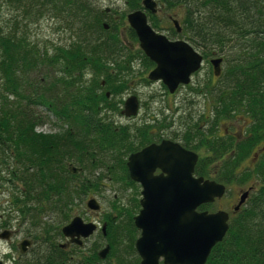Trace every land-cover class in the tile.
Returning a JSON list of instances; mask_svg holds the SVG:
<instances>
[{
  "label": "trees",
  "instance_id": "16d2710c",
  "mask_svg": "<svg viewBox=\"0 0 264 264\" xmlns=\"http://www.w3.org/2000/svg\"><path fill=\"white\" fill-rule=\"evenodd\" d=\"M160 1L167 14L180 12L174 16L180 23V34L195 49L206 57L216 54L229 59L225 86L216 95L220 108L248 107L250 114L263 113L264 0ZM4 6L22 8L24 14L14 16V22L7 21V25L0 21V142H7L0 150L8 147L17 156L21 153L19 140L24 136L28 142L31 131L34 138L28 144L34 147L33 129L44 122L36 107L38 103L49 105L44 91L49 92L53 84L49 72L41 74L46 80L36 79L38 66L57 71V105L52 110L58 123L65 126L52 135L40 134V173L26 167L25 192L15 196L33 227L40 223L41 248L23 264H141L136 250L140 231L134 221L141 210L140 193L127 166L130 128L117 124L114 118L124 105L119 97L130 89L132 61L142 57L146 68L153 66L140 48L134 51L131 47L139 40L127 22L128 13L143 9V0H126L128 12L123 15L113 13L114 9L109 13L93 0H0V20ZM30 9L43 16L45 11L61 16L72 33L70 42L54 45L52 51L42 50L26 30L18 33L21 17L29 16ZM164 21L170 22L171 35L179 34L169 16L160 20L149 14L151 26L159 32ZM201 92L207 97L213 94L209 86ZM70 164L79 169L77 173ZM1 169L0 181L6 182ZM106 180L118 184L123 194H132L127 203L120 196L110 200L111 210L103 216L105 231L98 235L97 245L105 241L111 252L101 260L95 248L64 247L63 228L79 216L75 215L76 206L85 197L103 192ZM207 264H264V190L233 219Z\"/></svg>",
  "mask_w": 264,
  "mask_h": 264
},
{
  "label": "flooded vegetation",
  "instance_id": "af4514ba",
  "mask_svg": "<svg viewBox=\"0 0 264 264\" xmlns=\"http://www.w3.org/2000/svg\"><path fill=\"white\" fill-rule=\"evenodd\" d=\"M160 9L159 7L157 14ZM147 13L149 17L151 13ZM168 16L172 23L176 20L174 15ZM166 36L170 41L174 42L187 41L180 33ZM131 47L134 51L140 48L139 44L137 46L131 45ZM198 52L203 57V66L205 63L209 65L212 81L206 83L199 79L192 86L191 80L189 85H180L174 93L163 82H154L149 79V74L156 68V64L153 61L150 60L153 66L147 67V70L145 59L142 57L135 58L132 61L134 70L132 78L134 77V79L129 83L132 93L128 98L131 96L137 97L139 110L136 115L125 117L122 112L124 111L127 98L123 109H121L120 116L122 115L130 122L128 124H119L130 128L131 152L129 157L143 152L150 146H161L163 144L173 146L176 149L183 148L196 154L197 163L194 177L197 179L203 177L205 180L216 182L225 187V194L221 198H216L212 203L201 205L197 211L210 214L226 212L229 216L230 228L233 219L247 208L256 194H260L264 190V112L250 114L247 112L248 107L223 106L220 108L217 104L219 99L216 95H218L219 88L225 86L224 81L228 77V72L223 71V65L227 61L224 57L216 54L209 58L202 52ZM219 58L223 61L221 73L216 76L212 61ZM137 66H140L141 73L144 74L140 79L141 83L136 81L138 80L136 74ZM114 67L116 66L114 65ZM202 68L192 76V79L194 76L198 77L200 75ZM35 72L36 79L46 80V76L43 77L41 74H46L47 72H49V77L53 79L50 91L48 92L47 89L44 91L45 99L50 100L49 105L46 104L47 106H45L38 103L36 110L39 107L38 109H42L44 115L56 117L52 106L57 105V71L54 68L38 66L35 68ZM114 73H116V70ZM155 83L159 84L164 92H157L156 94L152 91L144 92L141 89L143 85L147 86ZM207 86L212 89L213 94L209 97L206 96L205 112L201 114L200 110L197 109L198 99L195 100V98H198V95H203L201 89ZM197 87H201V89L194 90ZM144 88L146 89L147 87ZM184 88L188 89L186 96L190 95V98L189 96H182ZM41 89L38 85L37 94L39 96H41ZM147 101L152 104H159V110L145 113L144 104ZM183 103L187 104L186 107L190 112L189 114H182L180 112L182 107L174 108L171 106V104L180 106ZM35 112L37 116L42 117L37 111ZM38 126L33 129V132H35L34 147L28 144L32 143L29 139L34 138L31 131L28 135V142L24 136L19 140L21 153L17 156L15 151L8 147L2 148L6 153L2 149L0 150V169L2 168V174L7 179L6 182L0 181V192H11L10 194L8 193L9 199L6 201L8 208L3 210V213H0V251L4 248L8 249V252L0 254V264H23L26 258L32 256L33 250L41 248L40 223L36 222L33 227L31 217L24 216L22 207L15 200V196H21L25 192V168L28 167L30 171L38 175L40 173V134H53L52 132H42L38 129ZM6 143L3 140L2 144L0 142V147ZM33 155H35V158ZM8 156L10 159H5ZM142 160L143 166H150L146 158H142ZM202 170L208 174L203 175ZM208 170L212 173L208 172ZM162 173L163 171L158 168L154 172V176H159ZM130 179L133 186H136L138 193H140L141 202L143 199V187L131 177ZM5 183L8 187L6 189L3 187ZM2 205L0 204V206ZM97 215L99 214L97 213ZM32 228H34L33 231ZM24 243L26 251L23 252L22 245ZM65 244L64 247L73 245L69 238H65Z\"/></svg>",
  "mask_w": 264,
  "mask_h": 264
},
{
  "label": "water",
  "instance_id": "95a60500",
  "mask_svg": "<svg viewBox=\"0 0 264 264\" xmlns=\"http://www.w3.org/2000/svg\"><path fill=\"white\" fill-rule=\"evenodd\" d=\"M158 10L156 0H143V9L129 13L127 21L136 32L141 50L156 64L149 79L163 82L174 93L180 85L191 83L192 76L203 66V57L188 41H170L151 26L147 12L154 15ZM173 23L181 33L179 21ZM124 40L127 41L125 36ZM222 61L220 58L212 61L216 76L221 73ZM138 110L139 101L136 96H131L122 113L132 117ZM142 158H146L151 167L143 166ZM196 163V154L167 144L150 146L129 157L130 177L143 187L141 210L134 220L140 231L136 250L141 264H207L213 249L226 237L229 231L226 212L197 211L201 205L221 198L225 187L203 177H194ZM158 168L163 173L154 176ZM70 169L74 173L79 170L72 164ZM87 207L94 212L101 211L95 198L87 202ZM97 231V224L87 223L80 216L63 228L64 236L79 246ZM25 248L24 243L23 252ZM110 252L108 244L98 255L105 260Z\"/></svg>",
  "mask_w": 264,
  "mask_h": 264
},
{
  "label": "rangeland",
  "instance_id": "374dc122",
  "mask_svg": "<svg viewBox=\"0 0 264 264\" xmlns=\"http://www.w3.org/2000/svg\"><path fill=\"white\" fill-rule=\"evenodd\" d=\"M159 4L160 12L156 15L158 17V19L162 20L163 18L167 17L168 15H174L175 17H178V15L180 14V12H176V11H172L169 14H167V12H165L164 6H163V2L160 0H156ZM94 3H96L97 6L101 7V8H105V9H109V13H112V9H114L115 12H117L119 15H123L125 13L128 12L127 10V6H126V0H93ZM16 3V2H15ZM18 5V4H17ZM16 6V5H15ZM31 13H29V16L26 17H21L23 24L21 26V28H18L17 31L18 33L23 29L26 30L28 32V35L30 36V39L32 40V42H34L35 44H37V46H39L40 49L42 50H46L48 49L49 51L53 50V46L54 45H65L67 43L70 42V40L72 39V33L70 32V30L68 29V26L65 24L64 20H62L61 16H54V15H50L48 11H45V15H41L39 12L36 11V9H30ZM24 14V10L22 8H12V7H6L4 6L3 8V12L1 13V20L3 23H5V25H7V21L14 22L16 15L22 16ZM129 14V13H128ZM128 22V21H127ZM170 22L164 21L162 22V28L163 30L160 31L161 33L165 34V35H171L170 32ZM172 24V22H171ZM24 25H27L28 27H24ZM11 29H14L11 28ZM212 58V57H209ZM229 66V59H227V63H225L223 65V71L226 72ZM41 67H43L41 65ZM43 71V70H42ZM45 71V70H44ZM141 68L140 66H137V79L136 80L138 83H141L140 79L143 77L144 74L141 73ZM90 78V76H89ZM134 79V77L132 78V76L130 77V81ZM199 79L203 82L206 83H210L212 81V75H211V70L209 68V65L207 63L204 64L200 75L194 76L192 79V86H194V84L199 81ZM130 85V84H129ZM144 87H147L146 89ZM150 88L154 89L151 90ZM144 92H149L152 91L154 93L157 94V92H164L163 88L155 83L153 85H143V87L141 88ZM186 88L183 89V97H188L190 98V95L186 96L187 93ZM132 93L131 89H129L126 94H124V96H122L121 98L119 97V100H122L125 102V100L130 96V94ZM181 96V97H182ZM209 97V96H208ZM198 99L197 102V109L200 110V113L203 114L205 112V103L207 100V97L204 95H198V98L196 97L195 100ZM151 104V105H150ZM149 105V106H147ZM186 103H183V105H172V107H182V110H180V112L184 115L189 114V110L186 107ZM192 106V105H191ZM164 107V104H163ZM189 107V106H188ZM39 108V107H38ZM37 108V112L42 116L44 122L43 124L38 126V129H40L42 132H47V133H57L59 132V130L61 131V129L65 128V126H63V123H58L57 118L56 117H52L49 115H44L43 110L42 109H38ZM160 105L159 104H152L149 101H147L144 104V111L145 113H149L152 112V110L157 111L159 110ZM123 109V106H122ZM194 109V108H193ZM121 114V112H120ZM115 121L117 122V124L122 123V124H128L130 121L125 119L122 115H115ZM58 123L59 126H56V124ZM67 127V126H66ZM129 128V126H128ZM208 172H211L210 170H208ZM212 173V172H211ZM2 183V182H1ZM106 183V187H104V190L102 193L100 194H95V195H90L87 196L83 199V202H81L79 204V206L77 205L76 207V214L75 215H79L83 218V220L85 222H95L98 225V231L97 233L92 236L91 238H89L88 240H85L84 242V250L85 251H89L90 249H97L98 252L102 251L107 245L108 243H106L105 241H103V243L101 245H97L98 244V235L101 233V230L103 229V216L109 212L111 210V203L110 200L113 196L116 197H122L123 201L125 203L128 202L130 195L132 194L130 191L126 192L123 194V190L122 188L118 185L115 184L112 181H105ZM4 188H8L6 186V183L3 184ZM121 188V189H120ZM11 192H5V193H1L0 192V204H3L2 206H0V213H3L2 211L5 210L6 208H8V205L6 204V201L9 199L8 196ZM91 198H95L97 199V201L100 203L101 205V211L100 212H94L92 210H89V208L87 207V202L91 199ZM97 213L99 215H97ZM53 221H56V215L53 214L52 217ZM65 243V241L63 242ZM74 244V243H73ZM38 248H36L35 250H37ZM32 252V254L34 253V251ZM35 251V252H36ZM8 252L7 248L1 249L0 254L6 253ZM110 254V253H109ZM108 257V256H107Z\"/></svg>",
  "mask_w": 264,
  "mask_h": 264
}]
</instances>
